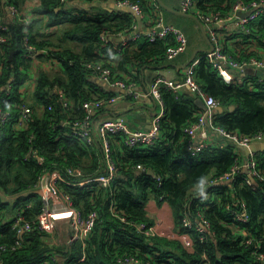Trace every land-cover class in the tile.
I'll use <instances>...</instances> for the list:
<instances>
[{
	"label": "trees",
	"instance_id": "trees-1",
	"mask_svg": "<svg viewBox=\"0 0 264 264\" xmlns=\"http://www.w3.org/2000/svg\"><path fill=\"white\" fill-rule=\"evenodd\" d=\"M25 1L0 0V13L7 3L21 11ZM132 1L141 4L143 23L148 24L155 16L153 5L149 0ZM195 1L199 9L211 8L225 14L237 0ZM69 3L70 0L63 4L60 0H40L32 9L29 23L17 16L1 21L6 28L0 27V37H5L0 41V107L8 110L10 117L0 122V245L9 246L0 252V264H119L117 257L124 254L167 264H264V178H260L264 177V150L254 153L259 176L250 179L247 169L241 166L229 179L221 178L248 155L213 131L216 136L198 152L191 153L186 148L188 136L184 129L202 111L201 99L191 91H174L165 85L160 86L164 112L158 136L139 147L114 143L112 155L119 169L109 187H98L93 181L61 184L83 214L93 209L99 214L85 244L47 243L36 225L18 235L13 227L14 217L21 211L28 220L36 218L42 206L37 184L46 170L60 169L64 178L73 183L105 172L99 142L78 137L70 122L84 117V101L105 99L120 92L102 87L84 63L102 61L112 68L115 78L136 84V62H165L166 48L174 44L171 36L150 41L143 35L122 43L116 33H133L134 13L110 11L97 4L67 6ZM63 23L66 25L61 28L62 34L55 41L54 27ZM247 27L246 32L234 33L232 39H237V44L224 46L237 59L264 55V10ZM102 33L108 41L101 39ZM24 36L35 48H50L49 52L61 58L58 65L62 74L41 66L33 73L35 59L43 64L50 55L25 56L30 51L23 45ZM67 39L79 44V50L63 44ZM204 53L199 54L195 78L222 107L214 109L213 123L240 134L263 130L264 83L258 82L253 72L244 74L242 80L226 81L219 74L221 66L208 61ZM32 77V90L22 92L20 86ZM9 79L11 83L5 87ZM58 89L67 98V106L62 104ZM124 94L125 99L134 100L132 95ZM230 105L234 107L230 109ZM24 106L30 108V116L26 125L18 127L17 118ZM104 109L105 106L100 107L93 117ZM126 122L136 127L134 116ZM34 153L42 156V163ZM138 163L154 172L136 169ZM68 167L79 169L81 175L69 174ZM208 179L216 180L206 183ZM196 186L199 188L194 190ZM151 197L158 203L170 204L177 232L186 230L184 217L196 221L200 213L208 220L204 239L198 232L189 231L193 239L191 252L178 239L147 235L137 228L142 222L147 226L154 223L145 209ZM112 203L114 213L110 210ZM237 212H245V217L239 218ZM246 237L252 241L245 242ZM17 238L20 245L10 247ZM55 253L63 257L62 261L53 257Z\"/></svg>",
	"mask_w": 264,
	"mask_h": 264
},
{
	"label": "built area",
	"instance_id": "built-area-1",
	"mask_svg": "<svg viewBox=\"0 0 264 264\" xmlns=\"http://www.w3.org/2000/svg\"><path fill=\"white\" fill-rule=\"evenodd\" d=\"M6 2L7 0H2ZM28 1V0H27ZM40 0H38L39 2ZM69 0H60V4L66 3ZM77 3L82 4L88 0H73ZM115 4L130 6L135 14H138L143 19V11L141 4L137 1L132 0H112ZM154 7V18L149 20L141 31L138 30L136 23L132 25L134 31L131 35H124L122 32H117L116 35L122 37L120 41L125 43L127 39L137 38L140 35L145 36L148 40L154 41L156 39H165L167 36H171L174 40V44L168 45L166 48V57L171 59L180 53H182L188 45V39L184 30L172 23L166 21L164 14L161 10L157 0H149ZM67 5V4H66ZM6 8L11 11L13 16H17L23 19L26 24L32 19L28 16H24L22 12L14 4H6ZM180 8L185 12L194 13L205 26V30L208 33L214 48L210 52L204 53V56L210 62H216L221 66L219 74L223 76V71L227 69H233L237 73H244L246 68H253L256 74L257 81L264 83V55H251L247 58L237 59L233 57L228 51L224 49L223 39L218 32V28L229 29L226 34L232 32H246L248 31L247 23L254 20L259 13L264 10V0H237L233 5L232 9L227 13H222L220 10H214L211 8L199 9L196 5L195 0H182ZM240 13H243L242 15ZM0 27L6 28V25L0 21ZM5 37L1 36L0 41H3ZM101 39L105 42L108 41V36L105 33L101 34ZM24 47L30 51V53H24L25 56H36L37 53L44 55H50L47 59L46 65L49 66L58 65L61 58H58L49 52L50 48L37 49L32 44L28 43L27 36H24ZM199 56H195L185 66L183 78L180 81L173 80L163 74L156 75L151 81L148 90L136 91V84L132 81H125L121 78H115V73L109 65H106L102 61L97 62H85L84 67L91 74L98 77L101 81L107 83L111 88L119 89L123 91L121 93L112 95L107 98H99L93 100H87L82 103V108L85 111V115L81 119H74L71 121L72 132L78 137L84 138L87 141L93 139L97 140L101 146L103 160L105 163V172L95 177H85L78 182H71L64 178L60 169L46 170L40 178L37 187L41 196L42 206L37 216L33 220L26 219L21 211H18L14 217L13 227L15 228L18 235L29 231L33 225L42 231V238L50 244H56L61 246H69L74 241H81L85 244V240L91 234L96 221L98 220L99 214L97 210L93 209L86 214H83L77 209L74 204L71 195L65 191L62 187V183H71L83 185L89 181L96 183L98 187H109L117 176L119 166L114 160L112 152L114 150V143L125 144L131 147H139L148 145L154 141L159 134V120L163 115L164 107L160 92V86L165 85L174 91L179 90L182 86H187L189 90L194 93L197 98L201 99L204 109L197 115V118L192 121L184 129L188 139L186 148L195 154L198 152L208 141L209 131H213L221 136H224L228 140L232 141L237 147L241 149L243 146H249L255 141H264V129L257 131L253 134H240L236 132H229L226 129L219 127L213 123L212 111L219 106V101L206 92L195 78V67L200 59ZM240 80V79H239ZM60 99L64 106L68 105L67 98L64 97L62 91L58 89ZM124 91L134 97L151 94L155 100L156 110L155 115L151 120V127L149 128H133L128 125L126 120L122 116L108 117L97 115L93 117L95 112L102 106H108L115 103L121 96H124ZM30 116V108L24 106L17 118V126L22 127L26 125ZM10 117L8 110H2L0 107V122L6 121ZM201 139L200 142L196 140ZM34 155L37 157L38 162L42 163V156ZM248 157L238 165L235 164L232 170L226 174H223L221 178L229 179L238 167H244L248 171L249 175L259 176V170L256 167L254 152L247 154ZM136 169L147 170L146 167L140 163L136 164ZM67 172L69 174L81 175L79 169L73 170L68 167ZM43 177H45L43 179ZM158 181L160 176L157 175ZM264 178V177H260ZM216 179H208L206 183H212ZM110 210L114 213L113 203L110 205ZM199 218L196 221L188 217L183 218V226L186 228L183 232H177L179 235L178 240L181 242L183 247L191 252L193 250V239L190 234V230H194L199 233L201 239L205 238V232L208 229L209 222L207 219L198 213ZM236 216L243 219L245 212H237ZM121 220L124 217L119 216ZM61 225V227H59ZM137 228L147 235L159 234L154 223L147 226L145 222L139 223ZM62 230V231H60ZM172 238V237H171ZM251 237H246L245 242H251ZM20 245V239L17 238L10 247ZM9 246L6 244L0 245V252L7 249ZM190 248V249H189ZM53 257L62 261V256L55 253ZM263 255L260 254L259 258ZM119 264H167L165 262H158L151 259H144L135 254H124L117 257ZM204 264H209L205 261Z\"/></svg>",
	"mask_w": 264,
	"mask_h": 264
},
{
	"label": "crops",
	"instance_id": "crops-1",
	"mask_svg": "<svg viewBox=\"0 0 264 264\" xmlns=\"http://www.w3.org/2000/svg\"><path fill=\"white\" fill-rule=\"evenodd\" d=\"M163 1L166 4L170 5L171 7H173L174 9L181 10L180 3L182 0H163ZM37 3H39L38 0H28V1L26 0L21 7L22 14L24 16H28V17L32 18L33 17L32 9L34 8V6L37 5ZM109 3H112V0H88V2L85 1L82 4H84L86 7H91L95 4H97L99 6H103V8H106L110 11L115 10V9H111L108 6ZM70 4H80V3H77L76 1L70 0V3L67 4V6ZM161 10L164 14L166 21L181 27L184 30V32H186V30L183 28V26L180 25V23L182 21H184L183 17L188 18L189 21H186V23H187L188 27L191 29L192 38L188 37L187 48L182 53H180L179 55H177L171 59L166 60L165 62L157 63V64L147 63V64H143V65H139L140 63L136 62V69L138 70V71H136V74L138 75L136 77V91H146V88H149V85H150L151 81L153 80V78L159 74H163V75H165V76H167L173 80H176V81L182 80L184 70H185V66L191 60L195 51L200 47H206L207 46L206 39L200 30L198 22L194 18H192L188 15L182 14L180 12H177V11H171V10L164 9L163 7ZM12 17H13V14L6 7H5V10L0 13V21H2V22H4V21L6 22V21L10 20ZM135 18H136L137 28L139 31H141L142 28L145 26V24L143 23V19L140 22L136 16H135ZM65 25H64V23L59 25V26L57 25L54 27V30L57 31L59 28H62ZM229 29H231V28H229V26L227 28H225V27L222 28L220 26L218 28V32L221 35V39H223V46L230 48V47H233L235 44H237L238 41H237V39H232L234 33H236L235 31L232 32V34H230V33L226 34ZM197 33H199L200 37L197 36ZM187 36H188V34H187ZM200 39H202V41H200ZM69 42H71V40H69ZM63 44H65V42H63ZM200 53L201 52H197L196 55H199ZM37 62L35 59L36 65L33 67V69L35 70V71H33V73H35V74L37 73L36 67H40V66L44 67L45 69L57 71L60 74H62V71H61L59 65L55 64L53 66H49L48 64L46 65V62H44L43 64L37 63ZM242 76H243V73H237V71H234L233 69H227V70L223 71L222 77L226 81H229L230 79H236V78L242 80L243 79ZM99 84L102 87L107 88L104 85H102L101 83H99ZM33 86H34V78L32 77V78L27 79L20 86V90L22 92L27 93V92L32 90ZM179 90H180V92H190V90L187 86H182L181 88H179ZM117 91H119L120 93L121 92L123 93L122 90L121 91L117 90ZM124 93H125V91H124ZM197 99H199V98H197ZM201 103H202V101H201ZM155 105H156L155 100L149 94L136 97L132 101L125 99V94H124V96L123 97L121 96V98H119L115 103L108 105V106H105V109L100 114H101V116H108V117L122 116V117L130 118L131 116H134L136 128H141V127L142 128H149V126L151 125V120L153 118L152 114H153V112H155V110L157 108V107H155V110L152 109ZM37 109H40V108L37 107ZM203 109H204V106L202 103V110ZM131 127H133V126H131ZM213 136L215 137L216 135L213 134L212 131H209L208 141L212 140L214 138ZM200 141H201V139L196 140L197 143ZM255 152H258V151H255ZM244 155H247V154H244ZM198 188L199 187L196 186L194 188V190L195 189L197 190ZM145 209L147 210L148 215L154 219V225H156V228H157L159 235L167 236L169 238L172 237L173 239H178L179 235H176L177 230L175 229V222H174L172 207L170 206V204L167 201H163L162 203H158L156 199L151 197L147 200V202L145 204Z\"/></svg>",
	"mask_w": 264,
	"mask_h": 264
},
{
	"label": "water",
	"instance_id": "water-1",
	"mask_svg": "<svg viewBox=\"0 0 264 264\" xmlns=\"http://www.w3.org/2000/svg\"><path fill=\"white\" fill-rule=\"evenodd\" d=\"M158 4L163 7L164 9H167V10H171V11H177V12H180L182 14H185V15H188L192 18H194L198 24H199V27H200V30L203 34V36L205 37L206 39V42H207V46L206 47H200L198 48L195 53L193 54L191 60L194 58V56L196 55L197 52H210L213 50L214 48V44L212 43V41L210 40L206 30H205V26H204V23L192 12H185V11H182V10H176L174 9L173 7H171L170 5L166 4L163 0H157ZM108 6L111 8V9H115V10H123V11H129L131 13H134L133 12V9L130 7V6H123V5H118V4H115L113 1L112 3H109ZM135 14V13H134ZM241 15L243 13H240ZM135 16L139 19V21L141 22L142 21V18L138 15V14H135ZM122 39V37H119L118 40L120 41ZM12 53H13V50L10 51L9 53V58H11L12 56ZM190 60V61H191ZM255 70L253 68H246L244 70V73L246 74L247 72H254ZM93 78L98 82V83H101L102 85H104L105 87H110L107 83L101 81L100 79H98L96 76H93ZM9 83H11V80L9 79V81L6 83L5 87H7L9 85ZM146 90H148V88H146ZM149 95L152 97V95L149 93ZM153 98V97H152ZM154 99V98H153ZM155 107L156 105L152 108L153 110H155ZM234 106L233 105H230L229 108L232 109ZM219 110L222 109L221 106H218L217 107ZM213 113V111H212ZM153 116L155 115V112H153L152 114ZM125 120L128 121V118L127 117H123ZM151 127V125L149 126ZM142 128V127H141ZM259 150H264V141H255V142H252L251 144H249V146H243L241 147V151L244 153V154H249L251 152H255V151H259ZM154 171L149 168L147 170V173L149 174H152ZM45 177H43L44 179ZM249 178L250 179H253V177L251 175H249Z\"/></svg>",
	"mask_w": 264,
	"mask_h": 264
},
{
	"label": "rangeland",
	"instance_id": "rangeland-1",
	"mask_svg": "<svg viewBox=\"0 0 264 264\" xmlns=\"http://www.w3.org/2000/svg\"><path fill=\"white\" fill-rule=\"evenodd\" d=\"M183 20H184V21H182V22L180 23V25L183 26V28L186 30L185 34H186V33L188 34V36H187V34H186V37H187V39H188V37H189V38H192V36H191V35H192V33H191V29L188 27V25H187V23H186V21H189V19L186 18V17H183ZM64 25H65V24H64ZM55 34H58V35H56V37H54V40H55V41H56V40H59V38H60V36H61V34H62V29L59 28V29L55 32ZM197 36L200 37L199 33H197ZM200 41H202V39H200ZM63 42H65V45L67 44L66 46H69V47L73 48L74 50H79V44H77L75 41H71V42H69V40L67 39V40H63ZM59 227H61V225H60ZM60 231H62V230H60Z\"/></svg>",
	"mask_w": 264,
	"mask_h": 264
}]
</instances>
